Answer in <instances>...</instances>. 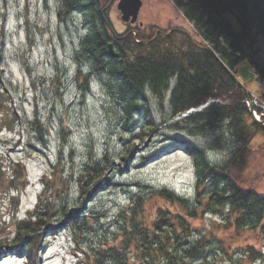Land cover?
I'll list each match as a JSON object with an SVG mask.
<instances>
[{
    "label": "rangeland",
    "instance_id": "1",
    "mask_svg": "<svg viewBox=\"0 0 264 264\" xmlns=\"http://www.w3.org/2000/svg\"><path fill=\"white\" fill-rule=\"evenodd\" d=\"M108 1L99 0L109 6ZM142 1L141 16L146 23L165 26L166 19L177 12L184 31L198 43L201 42L195 29L172 3L165 0L169 3L168 9L159 7L157 10L152 0ZM254 1L264 14V0ZM60 3L61 0H0V86L6 96L1 104H5L10 113L8 118L5 117L7 115L0 117V160L6 165H24L26 186L19 194L15 215L21 219L27 211L33 210L43 191L42 179L51 172L62 145L63 171L69 179L71 164L74 166L66 200L70 208L79 207L75 176L82 169L89 152L97 159L107 152L113 167L105 178L118 185H104L103 190L95 192L80 205L82 212L96 214L100 220L95 223L94 232L86 237L85 247L91 251L92 246L96 248L106 238L112 240L116 233L118 211L130 202L131 194L138 191L134 184L148 188L143 190L144 197L148 199L147 209L164 207L172 212L179 211L156 197H149L153 192L151 190L167 189L180 198L194 201L196 175L187 149L208 150L220 133L200 137L188 135L187 131L193 126L184 121V116H172L168 104L169 91L161 102L145 90V99L139 100L137 111L128 118L121 102L113 99L105 78L94 75L88 82V90L83 92L77 81L80 67L76 52L89 26H84L81 15L74 23L72 18L65 21L57 19ZM157 13L165 16L160 25L155 21ZM110 18L114 24L120 23L115 4ZM259 26L264 27L263 18ZM263 27L252 31L253 44L249 51L253 59L260 63H264ZM173 42L178 45L181 41L174 35ZM81 68L85 72L90 66L83 64ZM237 71L238 81L249 98L264 100V82L256 77L248 64H241ZM173 86L174 80L169 83V90ZM244 102L247 108H252L250 100L246 102L245 99ZM147 120L151 121L150 128L155 132L143 141H132L130 130H142ZM37 122L42 126L41 138ZM222 134L221 138L226 142L219 139L215 143L223 148L206 151L209 160L219 167H223L238 148L225 131ZM237 161L222 174H226L243 192H254L264 197L263 132L255 135ZM1 206L0 212L8 210L10 201L3 197ZM198 214L190 221V242L202 235L208 241L202 249V257L189 260L188 264H264V236L259 228L237 230L229 226L228 209L206 213L200 210ZM11 216L9 214L5 223L2 220L0 224V239H7V242L12 239L5 228ZM77 250L71 235L61 227L54 235L45 238L37 261L38 264H81ZM1 252L0 264H25L21 256L9 255L6 246Z\"/></svg>",
    "mask_w": 264,
    "mask_h": 264
},
{
    "label": "trees",
    "instance_id": "2",
    "mask_svg": "<svg viewBox=\"0 0 264 264\" xmlns=\"http://www.w3.org/2000/svg\"><path fill=\"white\" fill-rule=\"evenodd\" d=\"M171 1L195 29L201 39L199 43L209 46L217 58L195 48L187 37L180 34H176L181 41L178 45L171 41L174 35L167 39L170 40L169 45L161 44L159 40L148 45L135 44L130 38V46H121L120 55L111 58L107 53L109 37L101 16L105 2L61 0L58 12L63 21L70 12L76 11L82 12L91 22L76 52L80 67L78 84L86 92L91 77L105 78L109 92L113 99L121 102L127 118L137 111L139 100L145 99V90L161 102L169 91L168 104L173 117H180L207 104L200 112L184 117V121L193 126L187 131L188 135L200 137L220 133L217 142L224 140L221 136L225 131L237 144V150L223 167H219L209 162L206 151H220L222 146L213 142L208 150L188 147L196 175L194 201L180 198L167 189L151 190L153 192L149 196L177 208L179 211L176 212L164 207L148 206L151 209H147L148 199L144 197L143 190L148 188L134 184L138 191L131 194L130 202L118 211L116 233L112 240L106 238L96 248L92 246L91 251L85 247L86 237L94 232V225L100 220L96 214L82 212L80 205L95 192L103 190L104 185H118L105 178L113 167L107 152L100 159L89 152L82 169L75 176L79 207L70 208L66 200L74 166L71 164L69 179L63 171L62 145L51 172L42 179L43 191L33 210L27 211L21 219L15 215L19 194L26 186L24 165H6L0 160V208L3 197L10 201V208L0 212V224L12 214L5 226L12 239L10 242L0 239V254L6 246L9 255L21 256L25 264H38L45 238L62 227L73 238L81 264H188L189 260L202 257V249L208 241L202 235L190 242V221L198 217L200 210L206 213L228 209L229 226L237 230L259 228L264 236V197L254 192H243L226 174H222L239 162L238 157L246 152L258 132L264 133V127L252 118L245 105V92L230 76L233 74L238 79V67L247 63L256 77L264 82V63L254 60L249 54L253 44L252 31L263 27L259 26V21L264 19V14L254 0ZM83 64L90 66L85 76L82 75ZM172 80L174 86L169 90ZM3 100L6 96L0 86V117L7 115L5 117L8 118L10 113L7 106L1 104ZM151 125V121L147 120L142 130L134 133L131 129L130 139L143 141L155 132ZM37 129L41 138L42 126L39 122ZM128 152L131 151L128 149ZM250 254L253 255L251 250Z\"/></svg>",
    "mask_w": 264,
    "mask_h": 264
},
{
    "label": "flooded vegetation",
    "instance_id": "3",
    "mask_svg": "<svg viewBox=\"0 0 264 264\" xmlns=\"http://www.w3.org/2000/svg\"><path fill=\"white\" fill-rule=\"evenodd\" d=\"M109 1H110L109 6L108 4L105 5V7L103 8L101 12V16H102V20L104 21L105 32L108 34V37H109V42L107 44V53L110 56L109 47L111 46L112 53L115 54L114 57L110 56L111 58H115V57H118V55H120L121 46L123 47V45H126V44L130 46V43L128 42L130 38L132 42H134L135 44L148 45L150 43H153L159 40L161 41V44L169 45L170 40H167V39L172 35L180 34L177 32L178 30H184L181 17L177 14V12L174 14V16H169L166 19L165 26H157L156 24L153 25L150 22L146 23V21L144 20V17L142 18L141 16L144 2L142 0H139L141 2V7L138 11L136 19L133 21V17L131 16L129 17L128 21H124L122 19V15L120 11L117 10V5L121 0H109ZM166 1H168L169 3H172L180 12L179 8L171 0H166ZM166 1L165 0H152L154 6H156V9L159 7L167 8V5H169V3H167ZM114 4L116 5V10L120 14V23L118 24H114L110 18L111 9ZM71 13L72 12H70V14ZM70 14L66 20L70 19L69 18ZM180 14L182 15L181 12ZM163 17L165 18V16H160V14L157 13V15L155 16L156 18L155 21H157V24H159V22L161 21ZM56 18L63 21L62 19L63 17L59 14V12L56 13ZM182 18L184 19L183 15H182ZM72 20H73L72 22L74 23L75 21H77V18L73 17ZM85 23L88 26H91V22L87 20V17L85 19ZM99 26H102V25L99 23ZM145 42H149V43H145Z\"/></svg>",
    "mask_w": 264,
    "mask_h": 264
},
{
    "label": "water",
    "instance_id": "4",
    "mask_svg": "<svg viewBox=\"0 0 264 264\" xmlns=\"http://www.w3.org/2000/svg\"><path fill=\"white\" fill-rule=\"evenodd\" d=\"M141 7V2L139 0H121L118 5H117V10L120 11L121 15H122V19L124 21H128L129 17H133V21L136 19L137 17V14H138V11ZM132 21V22H133ZM178 33L186 36L189 41L191 42V44L199 49V50H203V51H206V52H209L211 53V55L214 57V58H217V56L215 55V53L213 52V50L209 47V46H206V45H201L199 43H197L192 37L191 35L184 31V30H178L177 31ZM167 35V34H166ZM145 43H149V42H145ZM110 48V56L111 57H114L115 54L112 53V50H111V46L109 47ZM231 78L234 80V82L239 85L243 91L245 92V89L243 88L242 84L238 81V79L233 75V74H230ZM245 97L246 99H248L247 97V94L245 93ZM204 107L200 108L199 110H191L189 111L188 113H186L185 116H189L193 113H197V112H200L201 109H203ZM252 109L249 108V113L251 114L252 116ZM263 127H264V121L260 123Z\"/></svg>",
    "mask_w": 264,
    "mask_h": 264
},
{
    "label": "built area",
    "instance_id": "5",
    "mask_svg": "<svg viewBox=\"0 0 264 264\" xmlns=\"http://www.w3.org/2000/svg\"><path fill=\"white\" fill-rule=\"evenodd\" d=\"M250 101L252 102V107L256 109L258 115L256 116V113H255V116L257 118H260L261 116L264 115V101L263 100H253V99H250Z\"/></svg>",
    "mask_w": 264,
    "mask_h": 264
}]
</instances>
